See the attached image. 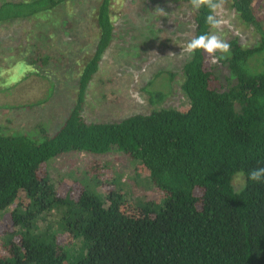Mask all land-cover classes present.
Returning a JSON list of instances; mask_svg holds the SVG:
<instances>
[{
    "label": "trees",
    "instance_id": "obj_1",
    "mask_svg": "<svg viewBox=\"0 0 264 264\" xmlns=\"http://www.w3.org/2000/svg\"><path fill=\"white\" fill-rule=\"evenodd\" d=\"M68 2L0 0V26L52 20ZM113 2L99 0L93 9L94 48L80 64L61 126L53 133L42 126L40 138L0 126V215L17 204L2 238L6 253L0 252V264H264V181L248 180L252 169L264 167V16L259 2L228 0L239 24L254 35L250 44L238 37L228 42L230 54L221 59L230 71L228 87L221 89L208 55L197 51L182 66L186 109L157 107L118 121L87 122L88 89L114 38ZM208 14L206 7L195 11L194 36L212 31L205 23ZM12 62L22 79L35 64L50 61L37 56ZM55 89L53 83L49 93ZM149 94L154 105L164 99L160 91ZM114 150L137 164V175L147 174L160 199L145 195L133 200L122 182L107 193L97 191L102 182L97 176L77 195L72 189L62 196L53 178L42 173L50 160L66 153ZM239 172L244 183L237 190ZM22 191L26 201L20 200ZM129 201L137 212L127 210ZM63 234H69L74 247L61 241Z\"/></svg>",
    "mask_w": 264,
    "mask_h": 264
},
{
    "label": "rangeland",
    "instance_id": "obj_2",
    "mask_svg": "<svg viewBox=\"0 0 264 264\" xmlns=\"http://www.w3.org/2000/svg\"><path fill=\"white\" fill-rule=\"evenodd\" d=\"M98 1L69 0L68 4L58 7L52 20L0 26V126L6 130L16 129L15 132L25 130L35 138L42 137L39 131L42 126L51 133L61 126L76 91L80 64L91 56L94 48L97 28L93 9ZM113 1L114 38L89 86L83 111L85 120L118 121L133 114L149 113L157 107L186 109L189 99L181 89V73L189 55L183 49L194 36L195 27V11L189 0ZM257 2L264 16V0ZM158 8L165 14L162 15ZM219 18L222 20L219 34L227 42L234 37L245 44L254 42L252 31L239 24L228 0ZM37 56L49 57V65L35 64L34 72L29 71L23 80L18 78L20 68L12 61L18 58L31 61ZM207 64L219 76L221 89L228 87L230 71L227 65L221 60L213 64L209 56ZM37 70L41 73H36ZM53 83L59 90L55 89L52 94L49 88ZM149 91H160L164 99L152 104ZM12 104L32 105L17 108ZM136 166L129 156L117 150L106 154L70 152L50 160L42 173L53 178L62 196L72 189L77 195L82 190L81 185H92L90 178L97 176L102 181L97 191L107 193L122 182L123 190L133 200L145 195L160 199L161 192L147 179L146 173L137 175ZM235 177L234 186L240 190L244 183L243 173ZM20 200L26 201L24 191L20 193ZM16 205L0 215L2 254L6 253L2 238L5 230L11 228ZM126 208L137 212L133 201H129ZM60 239L69 247L75 246L69 234L61 235Z\"/></svg>",
    "mask_w": 264,
    "mask_h": 264
},
{
    "label": "clouds",
    "instance_id": "obj_3",
    "mask_svg": "<svg viewBox=\"0 0 264 264\" xmlns=\"http://www.w3.org/2000/svg\"><path fill=\"white\" fill-rule=\"evenodd\" d=\"M189 2L194 11H199L202 7H206L209 10V14L205 17V23L213 31L193 36L188 40L183 52L192 56L197 51H203L211 57V63L213 64L218 63L221 59H226L230 54L231 45L219 34L222 26L219 13L224 6L225 0H189ZM158 9L162 15L165 14L163 9ZM217 53L220 55L218 56ZM248 180L253 182L264 181V167L252 169L248 173Z\"/></svg>",
    "mask_w": 264,
    "mask_h": 264
}]
</instances>
